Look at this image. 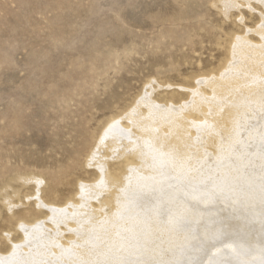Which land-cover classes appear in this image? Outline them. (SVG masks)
Listing matches in <instances>:
<instances>
[{
	"label": "rangeland",
	"instance_id": "rangeland-1",
	"mask_svg": "<svg viewBox=\"0 0 264 264\" xmlns=\"http://www.w3.org/2000/svg\"><path fill=\"white\" fill-rule=\"evenodd\" d=\"M247 44H249L248 47L250 48L247 47ZM238 46L240 47L239 49ZM246 47L250 50L253 47L259 48H253L256 50L254 52V50L249 51ZM260 48L262 50L264 49V5L257 0H237L236 5H233L227 10H225L221 0H0V192L2 193L4 188L5 190L7 189V193L10 195V197H12L11 199H13L12 202L10 199L6 206L0 193V260H2L1 258H3L5 261L9 260L8 262L6 261L7 263L5 264H12L11 261H13V264H24L25 262V264H40L41 260V264H61L62 260L63 264H106L109 261L110 262L108 264H110L111 261H114V264H151V262L153 264L251 263L249 260H251L253 256L251 258L250 256H247L245 252V245L249 241H252V239H259V236L264 233L263 218L260 219L257 217L256 219H253V216H255V214L257 215L258 213L254 214L256 211L254 207L257 205H254L253 199H251L255 196L264 198V195H261L264 193V172L258 175L260 171H264V131L263 134L261 133L264 129V125H262L263 122H260V120L262 121L264 119V97H262L264 96V86H262L264 85V75H262L263 71L257 70L261 68L264 70V67H261L263 65H259L260 63L264 64V62L260 60H264L263 53L260 54V52H264V50L261 51ZM253 52L256 54H253ZM245 53L247 56H245ZM250 53L254 55H252V59L249 58V56H251ZM241 57L245 60L246 64L243 62L244 60L240 61ZM245 57H247V60ZM255 57L260 59L257 60ZM250 60L252 63L253 61L256 63H253V66L256 65L255 67L252 66ZM231 64L233 66L229 67ZM258 65L259 68L257 67ZM248 66L252 68L250 69ZM243 67L244 71L246 72L245 75H242V73H244L243 70V72L240 73V69ZM236 69H239V73L236 72ZM231 70H234L232 72L236 73L233 74ZM249 72L254 74L253 78V75L249 74ZM259 72L262 76L259 74ZM226 75L228 77L233 76L234 80L232 82H236L238 85V88L236 89L237 91H234L235 94L237 93L236 98L234 96L235 94L232 92L233 90H230V93L229 89H227V91L223 92V95L225 94L223 97L222 93L217 92L218 88L222 86L225 79L224 77H226ZM235 75H238L236 77H239L240 75V80H244H241V84H249L248 86H250V91L252 89V84L254 85L256 83L255 85H257L259 89L254 85L252 90L256 88V90H259H257V92L259 94L261 93L260 95L258 93L255 94L257 96L259 95L256 97L259 101L254 99V96H252L253 99L249 100V97H252L251 94H247L250 93L248 92V87L245 84L246 89H243L244 84L241 87L239 84L240 80L239 78L237 80ZM219 76H222V78ZM245 76L246 78L251 76V80L249 78L248 80H245ZM212 83L214 84L212 85ZM198 88H200L199 91ZM261 89L263 90L262 92ZM256 90L253 92L255 93ZM211 91L213 94H215L214 96ZM199 92L202 94H198ZM253 92L251 93L254 94ZM227 93H229V95L226 96ZM243 94L250 96L248 97L245 95L246 97L243 98ZM196 98L197 100L195 101ZM259 98L263 100H260ZM216 99H220L222 105L227 103V106L220 105V101H216ZM241 99H243V101ZM140 100L142 102L139 105L137 103ZM240 100L244 102V105L241 104L242 102H240L241 105L238 104ZM231 101L233 102L231 103ZM249 101L250 103L247 104ZM151 103L154 104L152 105L153 107L151 106ZM214 103H216L217 106ZM253 103H256V105ZM209 104H214L215 107L213 105L211 107ZM237 104L239 105L238 107ZM202 105H204L205 108L202 109ZM183 106H186L188 109ZM229 106L235 108L237 112L243 113L242 115L239 113L241 116L239 114L235 115L236 117L239 115V119H241V121H239V119H237L235 116L232 117L233 119L231 118L232 123L237 121L239 124H241H238V126L236 125L235 127L231 125L227 126L228 128L233 127L231 128L233 131L226 128L224 122H221L223 111H225ZM217 107L218 111L214 109ZM221 107H223V109ZM200 108L202 111H200ZM150 109L151 111H156L160 117H158L156 114L153 116L154 121H148L147 116L153 112H148V114L147 110L149 111ZM164 109H166L167 113H169L168 110H171L170 112L172 115L176 117H181L184 115L183 117L187 116L189 119H192L191 122H188L189 124L187 123L188 126H191V128H189L190 132L188 131L189 134L187 132L188 136L186 137L188 138L187 152L189 153V149H191L190 152L193 154H186L184 155V158L178 149H175L176 147L173 146L174 148L172 150V146H170L171 144H166L165 141H162L161 138L167 136V141L170 143L168 136L169 129L167 130L165 127L167 126L165 125L166 123L163 124L164 126L161 125L163 121L162 115L167 114ZM183 109H186L187 111H185L187 113L190 111L193 116L182 111ZM208 109H210L212 112ZM219 109H222L223 111L221 110L222 112L220 113ZM246 110L247 112H245ZM180 111L185 114L180 113ZM213 111H215V114L220 113V116L217 118L218 115H215ZM131 112L132 116L130 114ZM203 112L206 113L203 114ZM207 112H210L211 115L213 114L212 116H209L211 119L208 118L209 113ZM146 113L147 116L144 115ZM126 114L130 115L127 116ZM165 115L163 116V119L164 117L166 118L168 114L166 116ZM261 115H263V117ZM242 116L247 118H245L243 121L242 119L244 117ZM259 117L260 120H258ZM203 118L205 119L204 124L202 122L204 120ZM214 118L219 120V124L216 125L219 127H216V129L214 125L216 124L215 121H217V119ZM234 119L235 121L233 122ZM211 120L214 122H211ZM158 121H160V123ZM199 121L201 122V126H199V128L192 129L193 126L198 127L200 124ZM207 121L212 123L211 125L214 127V129H212L213 131L215 130L214 133L211 129L212 126H208L210 127L208 130L206 124L210 125V123H207ZM242 121L244 123H240ZM119 124L121 126H119ZM147 124L151 128L148 127ZM223 124L225 126H223ZM158 125L162 126L161 129L164 131V133H162L163 131L160 129V126L158 127ZM203 126L205 132L202 130ZM217 128L219 129L217 130ZM234 128H239V131L237 129L234 130ZM116 129H126L131 136L129 135L128 138H124L123 141L118 140L119 143H117V139L108 137V133L110 131L116 132ZM225 129L229 131L231 130L234 135L228 131L225 134ZM157 131H159V133ZM195 131L198 135L202 133V135L199 136L201 138L203 136V139L205 138L204 140L209 137V141L206 140L208 143L203 139H200V141L199 136H196V140H194L196 135ZM206 132H210L208 136H206ZM239 132H241L242 135H240L241 133ZM158 134L160 137L157 136ZM214 134L219 135L220 140H223L222 142L219 140L220 144L222 143V145H220V152L222 150H229L231 154L227 151L225 154V152L222 151L220 159L215 156L214 152L216 148L214 147L216 146V141L214 143L212 142V145L211 143L208 145L209 142L214 140ZM209 135H211L212 139ZM190 136L194 137L190 139ZM222 136H226L224 137L225 140ZM228 136L231 140L228 138ZM133 137H135V142L132 140L134 139ZM167 137L165 139H167ZM106 138L108 140H106ZM143 139H151V142L147 140L149 143L144 141L146 142L144 144ZM227 140L229 142H227ZM158 141L160 143L162 141L166 145L161 146ZM137 142L139 143L137 144ZM199 142H203L206 145L201 143L202 145L200 148V145L198 144ZM129 143L132 145L134 144L133 146H135V148H133V150L132 148L128 147ZM191 143L193 144L192 146L189 145ZM234 143L237 144L233 146ZM195 145L200 148L202 153H198L193 156L199 150L198 147H195L194 149L193 146ZM157 146H159V148ZM166 146L170 147L172 153L167 152L168 148H166ZM203 146L205 149L202 148ZM160 147H162L163 150H167H164L163 153ZM226 147L228 149H226ZM236 147L237 150H235ZM126 148L129 150L127 151ZM202 149H204V151ZM207 149L213 154H209ZM176 150L178 151L177 153ZM192 150H196L195 153ZM234 150L238 152H235ZM241 150L243 153L245 150L244 155ZM133 151H135L136 155L134 153L131 156ZM173 151L174 154L176 153V155L173 154ZM233 151L237 155H235ZM166 152L171 153L168 154L170 155L169 157L167 154H165ZM142 153L144 157L142 156ZM146 153L147 155L149 154L150 157L149 155L147 156ZM162 153L165 156H162ZM126 154H130V156ZM133 155H135V158ZM140 156L143 159H140ZM198 156L200 157L198 158ZM162 157L164 160H169L171 157L173 161L170 160L169 164H167L168 161L162 160ZM178 157L181 159L179 160ZM213 157L214 159L217 158V161L214 160ZM203 158H205V160ZM231 158L232 164H230L231 161H229ZM237 158H240V160L242 158V163ZM153 160L155 162H153ZM174 160H176L175 167H173L174 165L172 164L174 163ZM182 160L186 162H183ZM246 160H248V162ZM163 161L167 165H165ZM207 161H209V163ZM213 161H215L214 166ZM220 161L224 162L221 163ZM233 161H237L238 164H236L237 162L234 163ZM245 161L247 163L246 165L244 164ZM182 162L185 164L187 163V166L185 165V169H188V167L190 168V166L192 169L195 167V175L198 173L196 172V169H199L198 175H194L195 177L192 176L194 172L191 171V176L187 175L188 179H186V175L185 177L180 176L185 170H183L184 164ZM210 162L212 163V167H216L219 163L221 164L217 166V168H209ZM177 163L178 165L179 163L181 165L179 168L177 167ZM198 163L200 166L201 163L208 164V166L203 164V166H201L202 168L199 166L201 170L203 169V172H201L200 168L197 167ZM100 164H104L103 167ZM229 164L231 165V168L228 166ZM130 165L131 168L133 167L135 170H133V168L129 169ZM161 165H163L165 168L162 166V169ZM223 165H225L224 167L226 168L228 167L229 170L224 169ZM240 166L242 170L239 168ZM168 167L174 170L176 174L171 172L172 170L170 171ZM233 168L237 169V173L235 172V169L230 170ZM222 169H224V171L220 173ZM138 170H141V174H139L140 172ZM150 170H152L151 173ZM253 171L258 173L254 174ZM108 172L110 173L108 174ZM130 172L132 174H130ZM143 172H145L147 175ZM158 172L161 174H158L157 176L156 173ZM135 173L138 177H150V179L153 180L155 177V179L159 177H165L164 179L169 182L174 179H178L176 181L174 180L175 183L173 182L175 187L177 185L180 186V184L176 183L177 181L179 183L181 179L182 181L188 180L189 183L191 181L192 188L185 186L184 183L183 185L181 184V188L183 187L184 190H181V188L178 190L179 187L177 186L176 188H173L174 186L171 182L172 186L169 187L171 194H167L164 191L156 192L154 194L156 195L161 193L160 195H163L159 205L162 204L163 200H166L164 202L165 204H169L171 202V197H173V199L176 201L183 202L184 200L183 204L185 205H188L190 202L192 203V201L195 199L198 200L199 205L201 206L199 209H197L199 210V214H197V210L195 211V216L200 215L199 219L201 220V223L205 221V223H203L204 228L202 229V232L198 230L196 232V230H193V228L189 227L188 229L190 231L192 230V233H190L193 236L191 241L189 243L185 242L184 244L180 243L181 245L179 246L175 245L170 247V251H172V253L169 251V254L166 253L168 249H163L164 251L160 249L162 252L159 250V248L163 247L162 244H165L163 241L157 240L155 244L152 242V244L155 246V248L152 249L154 251L157 250L156 252L158 253L155 254H160L161 257L158 256V259H152L147 257L148 254L145 256L143 253L146 252L145 245L148 244L147 240H149V242L152 241L149 238V232H147V230L154 228L152 222H150L151 220L148 221L147 218L145 220L136 219L137 216L139 217L138 213H141L139 208L143 209L140 205L134 206H137L135 211L129 210L130 213L133 211L132 216L137 213L136 217L134 216V218L131 215H127L128 217H132L131 220L127 217L130 221L127 218L126 220H120L121 218L119 219V217L124 212H117V208L119 209L121 202L120 200L122 198L121 187H123V185L127 183V180H130L131 177H137ZM29 174H35L39 178L43 179V181L40 179L38 180L39 182L32 180L29 182H24L21 179H18V177L21 175ZM152 176L154 177L152 178ZM110 178L113 179L110 181ZM196 179H199V181ZM112 181L114 184L117 181V185L115 184V187L113 186ZM156 181L160 182L161 178L157 179ZM120 182L122 183L120 184ZM102 183L103 185H100ZM184 187L187 188L185 189ZM2 188L3 190H1ZM114 188L116 190H121L116 191ZM188 189L189 192L187 193L186 191ZM113 191L116 192L113 193ZM224 191L226 193L228 192V194H226ZM249 191H251L249 194L251 196L250 200L252 201L249 200V194L247 193ZM93 192L94 194L92 195ZM106 192L108 193L106 194ZM252 192L254 194H252ZM235 194H237L238 197L235 196ZM191 196L193 197L190 198ZM235 197L237 198L234 199ZM79 198L82 201H80ZM224 198H227L228 200H224L227 201L224 203V205L231 207L232 210L235 209L233 210V214L235 215L238 213L235 217H240L245 222L244 227H248L250 230L243 231V227H240L238 232L237 227L231 225L230 222L225 225L223 224L222 226V222H226L217 218L221 210L220 208H216V204L222 202L220 199ZM238 198H240L239 201L241 202L238 201L237 203ZM105 199L107 201H105ZM155 200L159 202L158 199ZM263 200L264 199L261 200L260 206L264 205ZM88 202H92L91 204L93 207ZM106 202H108V204H105ZM203 202H205V204ZM240 203H243L241 204L242 207L238 206ZM74 204L76 207L73 206ZM78 206L82 210H80ZM185 207L190 208L189 205ZM99 208L103 211L99 210ZM104 208H106V211ZM137 208L139 211H137ZM67 209H70V211ZM87 209L89 212L93 211L94 209L93 214L92 212L89 213L91 214L89 216L91 217L90 222L92 223H88V219L85 218L88 214L85 213L88 212ZM90 209L92 210L90 211ZM95 209H97V213L95 212ZM114 209L117 211L115 212ZM144 209L146 211V208ZM185 209L186 208H182V211L180 212L183 214ZM66 210L70 213L68 214ZM55 211L58 212L56 213ZM107 213H109V215ZM126 213L128 214V212ZM246 213L249 214V216L252 214L254 215H252L250 218ZM262 213L263 212H261V214ZM185 214L188 215L187 212L184 213V216ZM70 216L74 217L75 219L73 220L72 218L71 221ZM97 216H100L101 218H96ZM168 216L171 217L172 215ZM184 216H178L177 218L180 217L179 220L176 218L175 222L178 223L179 221V223L175 226L176 228H178L177 226L182 223L185 225L189 224L193 227L196 226L194 224V220H192L190 216H187L189 219ZM56 218H58V220ZM143 218L145 217L143 216ZM183 219H185V222H183ZM245 219H247V221H245ZM100 222L103 223L101 224ZM148 222H150L152 226H150ZM141 223H143V227L141 226ZM37 224L40 225L38 226ZM66 225L67 227H65ZM91 225L94 226L91 227ZM74 226L76 228H74ZM25 227L28 228L26 229ZM90 227L93 229V231L88 233L89 230H91ZM95 227L98 229L97 232H101H94L96 231ZM134 227L136 228L134 229ZM161 227L162 225L160 224V226L158 225V227L155 229L163 230V227ZM41 228H43L42 230L44 232L40 231ZM72 228L75 229V232L71 230ZM80 228L82 229V233ZM137 228H142L141 231H143L140 233V230ZM56 229L57 231H55ZM78 229L79 233L76 231ZM83 229L88 231L85 232ZM33 231L34 233H32ZM37 233L40 237H38ZM41 234H44V236H41ZM76 234L80 237V239H78L79 242L81 237L84 236L83 239L85 241L81 240L80 243L83 245V247L88 248H86V251L91 252V255L88 252L86 254L82 253L85 255L83 258L82 254L79 253V251L82 250L81 248H83L82 245L79 244V246L77 244H72V241L79 238L76 236ZM122 235L125 236V238ZM131 235L133 238L130 237ZM86 236L88 237L86 238ZM89 236L92 237L89 238ZM188 236L191 237V235ZM49 237L50 239H48ZM95 237L97 240L94 239ZM52 238H56L57 240L52 241ZM92 238L94 239L93 242ZM102 238L106 239L104 240ZM98 239L100 240L98 241ZM82 241H84V243H82ZM96 241H98V243H96ZM126 241H128V245ZM141 241H143L144 247L142 246ZM194 241L196 242L194 243ZM49 242V249L52 247L51 249H53V251L48 249ZM137 242L141 243L139 244L141 245L140 247ZM22 244L24 246H22ZM26 244L28 246H26ZM97 244L99 246H97ZM70 245H73L72 248L75 249L77 253H70L72 252L70 249L69 251L64 252L65 254H60V257L58 254H52L54 253V249L55 251L57 250L56 252H58L59 248L61 249L63 246L70 247ZM25 246L29 247V250ZM42 247L45 248V250ZM36 248H38L39 251L36 250ZM77 248L80 249L77 250ZM85 248H83V250ZM40 249L42 252H40ZM133 249H140L141 251L138 250L137 252ZM43 250L45 251L44 253H47L48 255L51 253V257L47 254L44 255ZM47 250L49 251L47 252ZM100 250L101 252H104L103 255H100ZM35 251L39 252V254ZM109 251L112 252L110 253ZM133 251L136 252L135 255L132 254ZM129 252L132 253L129 254ZM113 253H115V255L111 256ZM108 254L110 255L111 259L109 256L108 259H106ZM73 255L75 260L72 258ZM86 255H88L89 258L88 256L86 257ZM96 255H98L100 258ZM12 256L15 257L13 258ZM170 256L171 258H168ZM21 258H25L27 261L25 260L23 263L19 262ZM35 258L38 260V262ZM72 259L75 262H73ZM83 259L85 261H83ZM44 260H47L48 263H46L47 261ZM67 260H69V262ZM102 260H105V262Z\"/></svg>",
	"mask_w": 264,
	"mask_h": 264
},
{
	"label": "bare ground",
	"instance_id": "bare-ground-1",
	"mask_svg": "<svg viewBox=\"0 0 264 264\" xmlns=\"http://www.w3.org/2000/svg\"><path fill=\"white\" fill-rule=\"evenodd\" d=\"M240 1H241V0H240ZM246 1H247V0H246ZM257 1L264 5V0H257ZM221 2H222V4H223L225 10H227V9H229L230 7H232L233 5H236L237 0H221ZM228 11H229V10H228ZM258 31H259V30H258ZM246 36H247V35H246ZM248 45H249V44H247V47H248ZM240 46H241V45H240ZM245 46H246V45H245ZM250 46H253V45H250ZM258 46H259V45H258ZM260 46H261V45H260ZM247 47H246V48H247ZM239 48H240V47L238 46V49H239ZM246 48H245V49H246ZM248 48H250V47H248ZM248 48H247V49H248ZM253 48H255V47H253ZM253 48L251 49L252 51L254 50ZM256 48H259V47H256ZM256 48H255V49H256ZM262 48H263V46H262ZM236 49H237V47H236ZM243 49H244V48H243ZM248 50L251 51L250 49H248ZM257 50H258V49H257ZM260 50L263 51L264 49L262 50V49L260 48ZM260 50H259V51H260ZM236 51H237V50H236ZM239 51H240V50H239ZM244 51H245V50H244ZM244 51H243V52H244ZM255 51H256V50H254V52H255ZM254 52H253V54H256V53H254ZM233 53H234V52H233ZM248 53H249V52H248ZM261 53H263V55H264V52H260V54H261ZM250 54H251V56H249V58L252 59V55H253V54H252V53H250ZM258 54H259V52H258ZM243 55H244V54H243ZM248 55H249V54H248ZM245 56H247L246 53H245ZM253 56H254V55H253ZM257 56H258V55H257ZM259 56H260V55H259ZM242 57H243V56H242ZM242 57L240 58V59H241L240 61L244 60V59H242ZM260 57H261V56H260ZM262 57H263V56H262ZM243 58H244V57H243ZM245 58H246V60H247V57H245ZM255 58H257V57H255ZM255 58H254V59H255ZM254 59H253V60H254ZM258 59H260V58H257V60H258ZM238 60H239V59H238ZM238 60H237V61H238ZM248 60H249V59H248ZM260 60H262V61L264 62L263 59H260ZM255 61H256V60H255ZM243 62L245 63V60H244ZM250 62L252 63L251 60H250ZM256 62H258V61H256ZM259 62H261V61H259ZM230 63H231V62H230ZM240 63H241V62H240ZM247 63H248V61H247ZM253 63H254V61H253ZM253 63H252V66H253L254 64H256V63H254V64H253ZM245 64H246V63H245ZM245 64H242V65H245ZM249 64H250V63H249ZM249 64H248V65H249ZM258 64H259V63H258ZM259 65H260V66L263 65V66H261V67H264V64H261V63H260ZM259 65L257 66L258 68H259ZM227 66H229V65H227ZM232 66H233V65L231 64V66H229V67H232ZM234 66H235V65H234ZM255 66H256V65H255ZM255 66H253V67H255ZM248 67H249V66H248ZM238 68H239V67H238ZM249 68H250V67H249ZM251 68H252V67H251ZM251 68H250V69H251ZM250 69H249V71H250ZM262 69H263V68H261V69H257V70H258V71L261 70V71L264 72V70H262ZM228 70H229V69H228ZM236 70H237V69H236ZM236 70H235V71H236ZM238 70H239V69H238ZM238 70H237L236 72L239 73ZM242 70L244 71V67H243L242 69H240V71H241L240 73L243 72ZM245 70H246V69H245ZM254 70H256V69H254ZM254 70H253V71H254ZM229 71H230V70H229ZM232 71H234V70H231V72H232ZM246 71H247V70H246ZM258 71H257V72H258ZM221 72H222V71H221ZM236 72H234V73H236ZM257 72H256V73H257ZM263 72H262V75H264ZM232 73H233V72H232ZM234 73H233V74H234ZM253 73H255V72H253ZM245 74H246V72L244 71V73H242V75H245ZM249 74H252V73L249 72ZM249 74H248V75H249ZM259 74H260V72H259ZM220 75H221V74H220ZM240 75H241V74H240ZM240 75H239V77H240ZM242 75H241V76H242ZM252 75H253V76H252V78H253V77H254V74H252ZM260 75H261V74H260ZM262 75H261V76H262ZM213 76H214V75H213ZM224 76H225V75H224ZM236 76H238V75H235V77H236ZM255 76H257V75H255ZM258 76H259V75H258ZM215 77H217V76H215ZM215 77H214V79H215ZM219 77L222 78V76H219ZM231 77H233V76H231ZM231 77H230V76L228 77V76L226 75V77H224L225 79H224V81H223L222 86H221L220 88H218V90L216 89L218 93H222V97L225 96V94L223 95V92L227 91V89H229V91H230V90H231V91L233 90L232 92L234 93V91L238 88L237 83H236V82H232V81L234 80V77H233V78H231ZM239 77H236L237 80H238ZM259 77H260V76H259ZM208 78H209V77H208ZM236 78H235V79H236ZM242 78H243V77H242ZM245 78H246V76H245ZM248 78L250 79L251 76L248 77ZM248 78H246L245 80H248ZM243 79H244V78H243ZM258 79H259V78H258ZM210 80H211V79H210ZM237 80H235V81H237ZM239 80H240V78H239ZM241 80H242V79H241ZM241 80L239 81V82H240L239 84L241 85V87H242L243 84H244L243 89H244V88L246 89V86H247V87H248V92H250V93H247V94H251V97L254 96V99L257 100L258 98H256V97H258L261 93L259 94V93L257 92V90H258L259 88L257 87V85H255L256 83H255L254 85H255V87L258 88V89L256 90V88H255L254 90H252V89H253V86H254V85L252 84V86H251L252 89H251V91H250V90H249L250 86H248L249 84H248V83H247V84H246V83H242V84H241ZM250 80H251V79H250ZM250 80H249V81H250ZM261 80H262V79H261ZM202 81H203V80H202ZM205 81H206V80H205ZM213 81L216 82L215 80H213ZM217 81H218V79H217ZM220 81H221V80H220ZM242 81H244V80H242ZM252 81H253V80H252ZM252 81H251V82H252ZM263 81H264V80H263ZM263 81H261V82H263ZM207 82H208V81H207ZM221 82H222V81H221ZM251 82H250V84H251ZM258 82H260V81H258ZM196 83H197V82H196ZM200 83H201V82H200ZM219 83H220V82H219ZM230 83H231V84H230ZM252 83H253V82H252ZM209 84H210V83H209ZM209 84H208V85H209ZM213 84H214V83H212V85H213ZM234 84H235V85H234ZM245 84H246V86H245ZM232 85H233V87H232ZM260 85H261V83H260ZM260 85H259V87H260ZM206 86H207V84H206ZM262 86H264V85H262ZM208 87H210V86H208ZM217 87H218V86H217ZM260 88H261V87H260ZM263 88H264V87H263ZM263 88H262V89H263ZM210 89H211V88H210ZM239 89H240V88H239ZM262 89H261V92L263 91ZM199 90H200V88H198V91H199ZM202 90H203V89H202ZM255 90H256V92L254 93L253 91H255ZM212 91H213V90H212ZM212 91H211V92H212ZM231 91H230V93H231ZM236 91H237V90H236ZM245 91H246V90H245ZM258 91H259V90H258ZM195 92H197V91H195ZM243 92H244V91H243ZM246 92H247V91H246ZM251 92H253L254 94H252ZM200 93H201V92H199L198 94H200ZM256 93H258L259 95H258V96L255 95ZM201 94H202V93H201ZM201 94H200V95H201ZM205 94H206V93H205ZM205 94H203V95H205ZM212 94H213V92H212ZM234 94H235V93H234ZM236 94H237V93H236ZM236 94L234 95L235 98H236ZM263 94H264V91H263ZM206 95H207V94H206ZM206 95H205V96H206ZM214 95H215V94H213V96H214ZM216 95H217V94H216ZM227 95H229V93H227L226 96H227ZM243 95H244L243 98L246 97V96H248V95H246V94H243ZM245 95H246V96H245ZM205 96H203V97H205ZM208 96H210V95H208ZM249 96H250V95H249ZM249 96H248V97H249ZM195 97H196V96H195ZM222 97H221V98H222ZM232 97H233V96H232ZM260 97H261V96H260ZM262 97H264V96H262ZM192 98H193V97H192ZM219 98H220V97H219ZM241 98H242V97H241ZM204 99H205V98H204ZM212 99H213V98H212ZM245 99H246V98H245ZM250 99H253V97H252V98L249 97V100H250ZM259 99H260V98H259ZM263 99H264V98H263ZM263 99H260V100H263ZM141 100H142V99H141ZM141 100H140L137 104L140 105L141 102H142ZM152 100H153V99H152ZM190 100H191V99H190ZM196 100H197V98L195 99V101H196ZM206 100H207V99H206ZM213 100H214V99H213ZM217 100H218V99H216V101H217ZM232 100H233V99H232ZM241 100L243 101V99H241ZM241 100H240L239 103H238L239 105H241V104L244 103V102H242ZM218 101H220V99H219ZM222 101H223V100H222ZM257 101H259V100H257ZM151 102H152V101H151ZM208 102H209V101H208ZM212 102H213V101H212ZM214 102H215V101H214ZM228 102H229V101H228ZM232 102H233V101H231V103H232ZM240 102H242V103L240 104ZM252 102H253V101H252ZM148 103H149V102H148ZM152 103H153V102H152ZM152 103H151V106L154 105V104H152ZM156 103H157V102H156ZM205 103H206V102H205ZM218 103H219V102H218ZM220 103H221V101H220ZM224 103H225V102H224ZM249 103H250V101H249L247 104H249ZM159 104H160V103H159ZM188 104H189V103H188ZM214 104L216 105V103H214ZM214 104H212V105L214 106ZM226 104H227V103H226ZM226 104H224V105H226ZM238 104H237V107L239 106ZM253 104H254V103H253ZM258 104H259V102H258ZM263 104H264V103H263ZM139 105H138V106H139ZM169 105H170V104H169ZM180 105H181V104H180ZM180 105H179V106H180ZM186 105H187V104H186ZM205 105H206V104H205ZM209 105H210V104H209ZM209 105H208V106H209ZM212 105H210V106L212 107ZM220 105H222V103H221ZM224 105H222V106H224ZM231 105H232V104H231ZM243 105H244V104H243ZM254 105H256V103H255ZM147 106H148V105H147ZM187 106H188V105H187ZM189 106H190V105H189ZM193 106H194V104H193ZM202 106H203V107H202ZM202 106H201L202 109L205 108L204 105H202ZM208 106H206V107H208ZM210 106H209V107H210ZM216 106H217V105H216ZM218 106H219V105H218ZM226 106H227V105H226ZM152 107H153V106H152ZM166 107H167V106H166ZM183 107L186 108V106H183ZM183 107H182V108H183ZM211 107H210V108H211ZM214 107H215V106H214ZM242 107H243V106H242ZM140 108H141V107H140ZM147 108H148V107H147ZM169 108H170V107H169ZM193 108H194V107H193ZM201 108H200V111H202ZM221 108L223 109V107H221ZM239 108H241V107H239ZM151 109H152V108H151ZM151 109H150L149 111L147 110V113H148V112L150 113V112L153 111L151 114L148 113V114H149L148 116H147V113L144 114V115L147 116V120H148V121H154V117H153V116H155V115L157 114L156 111H154V110L151 111ZM171 109H172V108H171ZM186 109H188V108H186ZM186 109H185V110H186ZM189 109H190V107H189ZM191 109H192V106H191ZM212 109H213V108H212ZM214 109H216V111H218V110H217L218 107H217V108H214ZM222 109H219V110H220V113L223 111ZM234 109H235V108L229 106L225 111H223V115H222V117H221V122H224V124L226 125V128H228L227 126H229V125L235 127L236 125L238 126V124H239L237 121L234 122L235 119L233 120L234 123H232L231 118H232L233 116H235L236 114H239V113H240V112H237L236 109H235V110H234ZM244 109H245V108H244ZM164 110L166 111V109H164ZM167 110H168V109H167ZM174 110H177V109H174ZM180 110H181V109H180ZM185 110L183 109L182 111L186 112L187 110H186V111H185ZM208 110H210V109H208ZM221 110H222V111H221ZM238 110H239V109H238ZM248 110H249V109H248ZM139 111H141V110H139ZM159 111H161V110H159ZM165 111H163V112H165ZM170 111H171V110H168L169 113H167V111H166V113L168 114V115L166 114V115H167L166 118L164 117V119H163V116H164L165 114L162 115V120H163L164 122L162 121V124H161V125H163L164 123H166L165 125H167V126H165V127L167 128V130L169 129L168 136H169L170 143L167 141V140H168V137H167V136H166L167 139H165V138H166L165 136H164L165 138L162 136L165 140H164L163 138H161V139H162V141H165L166 144H167V143H168V144H171L170 146H172V150H173L174 147H176L175 149H178V151H179V152L181 153V155L184 157V155L189 154V153H192V152H190L191 149H189V150H190L189 153L187 152V150H188V149H187V145H188V144H187V143H188L187 141H188V138L186 137V136H188V135H187V132L189 131V128H191V126H188V124H189L188 122H189V121L191 122L192 119H189L187 116H186V117H183L184 115L181 116V117H176V116L172 115V113H171ZM210 111H211V110H210ZM235 111H236V113H235ZM141 112H142V111H141ZM188 112H189V113L186 112L188 115H192L190 111H188ZM211 112H212V111H211ZM214 112H215V111H213V113H214ZM243 112H244V110H243ZM245 112H247V110H246ZM248 112H249V111H248ZM127 113H128V112H127ZM136 113H137V112H136ZM143 113H144V112H143ZM180 113H183V112L180 111ZM205 113H206V112H205ZM205 113L203 112V114H205ZM207 113H209V115H208V118H209V116L211 115V113H210V112H207ZM220 113H216V114L218 115L217 118L220 116V115H219ZM130 114H131V116H132V112H131ZM130 114H128V115L126 114V115L129 116ZM138 114H139V113H138ZM183 114H185V113H183ZM199 114H200V112H199ZM214 114H215V113H214ZM216 114H215V115H216ZM240 114L242 115L243 113L241 112ZM240 114H239V115H240ZM244 114H245V113H244ZM246 114H247V113H246ZM248 114H249V113H248ZM144 115H143V116H144ZM166 115H165V116H166ZM180 115H181V114H180ZM180 115H179V116H180ZM206 115H207V114H206ZM212 115H213V114H212ZM212 115H211V116H212ZM215 115H214V117H215ZM239 115H238V117H236V116H235V117H236L237 119H239V117L241 116V115H240V116H239ZM249 115H250V114H249ZM157 116L160 117L159 114H157ZM192 116H193V115H192ZM203 116H205V115H203ZM203 116H202V117H203ZM245 116H247V115H245ZM245 116H242V117H244V118L242 119L243 121H244L245 118L248 117V116H247V117H245ZM261 116L263 117V115H261ZM127 118H128V117H127ZM206 118H207V117H206ZM208 118H207V119H208ZM217 118H214V119H217ZM249 118H250V117H249ZM263 118H264V117H263ZM158 119H159V118H158ZM203 119H204V118H203ZM207 119H206V120H207ZM209 119H211V118H209ZM209 119H208V120H209ZM232 119H233V118H232ZM130 120H131V118H130ZM212 120H213V118H212ZM212 120H211V122H214V121H212ZM258 120H260V117H259ZM160 121H161V119H160ZM160 121H158V122L160 123ZM204 121H205V119L202 121L203 124H204ZM218 121H219L218 119H217V121H215V123H216V124L214 125L215 129H216V127H219V126H216L217 124H219ZM239 121H241V119H239ZM243 121L240 122V123H244ZM132 122H133V121H132ZM194 122H195V121H194ZM199 122H200V121H199ZM211 122H210V121H207V123H210V125H208V124H206V123H205V124H206L207 127H208V126H212L211 129H212V128L214 129L213 125H211V124H212ZM260 122H263L262 125H264V119H263L262 121L260 120ZM187 123H188V124H187ZM196 123H197V122H196ZM111 124H112V123H111ZM131 124H132V123H131ZM133 124H134V123H133ZM190 124H191V123H190ZM198 124H199V123H198ZM224 124H223V126H225ZM232 124H233V125H232ZM141 125H143V124H141ZM161 125H158V127L160 126V129H161V127H162ZM239 125H241V124H239ZM244 125H245V124H244ZM119 126H121V125L119 124ZM147 126H148V124H147ZM163 126H164V125H163ZM192 126H193V125H192ZM199 126H201V122H200V124L198 125V127H194V126H193L192 129H193V128H195V129H196V128H199ZM206 126H205V127H206ZM148 127H150V126H148ZM152 127H153V126H152ZM233 127H231V128H233ZM125 128H126V127H125ZM131 128H132V127H131ZM140 128H141V127H140ZM150 128H151V127H150ZM200 128H202V127H200ZM224 128H225V127H224ZM231 128H228V129H231ZM239 128H240V126H239ZM239 128H234V130L237 129V130L239 131ZM117 129H118V128H117ZM117 129H116V132H114V131H110V132L108 133V137L117 139V143H119L118 140H119V141H123L124 138H128V136L130 135V134L127 132L126 129H123V130H117ZM121 129H122V128H121ZM134 129H135V128H134ZM146 129H148V128H146ZM158 129H159V128H158ZM205 129H206V128H205ZM209 129H210V127H208V130H209ZM213 129H212V132L214 133L215 130L213 131ZM218 129H219V128H217V130H218ZM112 130H114V129H112ZM142 130H143V129H142ZM151 130H154V129H151ZM161 130H162V129H161ZM161 130H159V131H161ZM197 130H198V129H197ZM202 130L205 132V130H204V126H203ZM202 130H201V131H202ZM217 130H216V132H217ZM231 130L233 131V129H231ZM231 130L229 131V130H226V129H225L224 132H225V134H226L227 131L230 132V133H232ZM237 130H236V132H237ZM106 131H107V130H106ZM118 131H119V132H118ZM146 131H147V130H146ZM159 131H157V132L159 133ZM162 131H163V130H162ZM206 131H207V129H206ZM210 131H211V130H210ZM263 131H264V129H263L262 132H261L262 134H263ZM140 132H141V131H140ZM140 132H139V133H140ZM189 132H190V131H189ZM189 132H188V134H189ZM191 132H192V131H191ZM195 132H196V131H195ZM204 132H203V133H204ZM212 132H211V134H212ZM105 133H106V132H105ZM111 133H112V134H111ZM160 133H161V132H160ZM162 133H164V131H163ZM200 133H201V132H200ZM206 133H207V132H206ZM209 133H210V132H208L207 135H206V134H204V135L208 136ZM237 133H238V132H237ZM239 133H241V132H239ZM166 134H167V133H166ZM217 134H218V133H217ZM160 135H161V134H160ZM163 135H164V134H163ZM191 135H192V134H191ZM199 135L201 136L202 133L199 134ZM199 135H198L197 132H196L195 137L193 136V137H194V140H196V136H199ZM215 135H216V134L213 135V136L215 137V138L213 137L214 140H212L211 142H209L208 145H210V143H211V145H212V142L214 143V142L216 141V143H215L216 146H215V147L213 146L214 148H216V150H215L214 153H215V156H216L217 158L220 159V158H221V152L223 151V150L221 149L222 151L220 152V145H222V143L220 144V142H222L223 140H220L219 135H216V136H215ZM232 135H234V133H232ZM237 135H238V134H237ZM240 135H242V133H241ZM244 135H245V134H244ZM130 136H131V135H130ZM132 136H133V135H132ZM144 136H145V135H144ZM157 136H159V134H158ZM200 136H199V140H200V139H203V136H202V138H201ZM209 136L211 137V135H209ZM138 137H139V136H138ZM146 137H147V136H146ZM159 137H160V136H159ZM159 137H158V138H159ZM190 137H191V136H190ZM193 137H191L190 139H192ZM222 137H223V136H222ZM224 137H226V136H224ZM224 137H223V139H224ZM242 137H243V136H242ZM263 137H264V134H263ZM130 138H131V137H130ZM130 138H129V140H130ZM133 138H134V139H132V140H134V142H135V137H133ZM186 138H187V139H186ZM228 138L230 139L229 136H228ZM245 138H246V137H245ZM151 139H152V138H151ZM151 139H150V140H151ZM204 139H205V138H204ZM204 139H203V140H204ZM208 139H209V137L206 138V140H208ZM211 139H212V137H211ZM236 139H237V138H236ZM263 139H264V138H263ZM101 140H102V139H101ZM106 140H108V139L106 138ZM147 140H148V139H147ZM147 140H146V139H145V140L143 139V142H144V141H147ZM150 140H148V141H150ZM157 140H158V139H157ZM206 140H204V141H206ZM219 140H220V142H219ZM224 140H225V139H224ZM230 140H231V139H230ZM238 140H239V139H238ZM148 141H147V142H148ZM159 141H160V140H159ZM159 141H158V143H160ZM162 141H161L160 145H161V146L166 145V144H164ZM171 141H172V142H171ZM191 141H193V140H191ZM197 141H198V138H197ZM197 141H196V143H197ZM200 141H201V140H200ZM204 141H203V142H204ZM208 141H209V140H208ZM101 142H102V141H101ZM126 142H127V141H126ZM150 142H151V141H150ZM152 142H153V141H152ZM193 142H195V141H193ZM193 142H192V143H193ZM203 142H201V143H203ZM206 142H207V141H206ZM227 142H229V141L227 140ZM237 142H238V141H237ZM138 143H139V142H137V144H138ZM145 143H146V142H144V144H145ZM148 143H149V142H148ZM158 143H157V144H158ZM162 143H163V145H162ZM192 143L189 144V145L192 146V145H193ZM201 143H200V142L198 143V144L200 145V148H201V145H202ZM207 143H208V142H207ZM152 144H153V143H152ZM152 144H151V145H152ZM203 144H204V143H203ZM215 144H214V145H215ZM235 144H237V143H234L233 146H234ZM99 145H100V144H99ZM117 145H118V144H117ZM123 145H124V144H123ZM133 145H134V144H133ZM133 145H132L131 143H129L128 147H129V148H132V150H133V148H135V146H133ZM147 145H148V144H147ZM147 145H146V146H147ZM158 145H159V144H158ZM204 145H206V144H204ZM111 146H112V145H111ZM118 146H119V145H118ZM120 146H122V145H120ZM173 146H174V147H173ZM231 146H232V145H231ZM114 147H115V146H114ZM136 147H138V146H136ZM144 147H145V146H144ZM148 147H149V146H148ZM157 147L159 148V146H157ZM193 147H194V149H195V147H198V146L195 145V146H193ZM211 147H212V146H211ZM222 147H223V146H222ZM229 147H230V145H229ZM110 148H111V147H110ZM115 148H116V147H115ZM124 148H125V147H124ZM146 148H147V147H146ZM149 148H151V147H149ZM160 148L162 149V150L160 149L162 152L165 150V149L163 150L162 147H160ZM166 148H168V150L166 149L167 152H171V153H172V150L170 149V147L166 146ZM188 148H189V146H188ZM190 148H191V147H190ZM198 148H199V147H198ZM200 148H199V150H198L197 153H195L196 150H194V151L192 150V151L195 153L193 156H195V155L198 154V153H200V154L202 153V151H200ZM202 148H204V146H203ZM232 148H234V147H232ZM232 148H231V149H232ZM121 149H122V148H121ZM126 149H127V148H126ZM140 149H141V148H140ZM144 149H145V148H144ZM175 149H174V151H175ZM204 149H205V148H204ZM204 149H202V150L204 151ZM224 149H225V146H224ZM226 149H228V148L226 147ZM241 149H242V148H241ZM128 150H129V149H127V151H128ZM157 150H158V149H157ZM166 150H165V151H166ZM170 150H171V151H170ZM207 150H208V149H207ZM235 150H237V147L235 148ZM235 150H234V151H235ZM238 150H239V149H238ZM245 150H246V149H245ZM245 150H244V153H245ZM122 151H123V150H122ZM122 151H120V152H122ZM127 151H126V152H127ZM135 151H136V150H135ZM135 151H133V152L131 153V156H132V154L135 153ZM144 151H145V150H144ZM174 151H173V154H174ZM178 151L176 150V153H177ZM208 151H209V150H208ZM213 151H214V150H213ZM226 151L230 153L229 150H225V151H223V152H225V154H226ZM234 151H233V152H234ZM117 152H118V151H117ZM138 152H139V151H138ZM141 152H142V151H141ZM157 152H158V151H157ZM157 152H156V153H157ZM167 152H166L165 154H167V155H168V154H171V153H167ZM205 152H206V151H205ZM211 152H212V151H211ZM235 152H238V151H235ZM235 152H234V153H235ZM241 152L243 153L242 150H241ZM255 152H256V151H255ZM255 152H254V153H255ZM139 153H140V152H139ZM149 153H151V152H149ZM163 153H164V152H163ZM163 153H162V156L164 155ZM176 153H175L174 155H176ZM203 153H204V152H203ZM206 153H207V152H206ZM208 153H209V154H213V153H210V151H209ZM244 153H243V155H244ZM252 153H253V152H252ZM178 154H179V153H178ZM192 154H193V153H192ZM192 154H191V156H192ZM223 154H224V153H223ZM230 154H231V153H230ZM105 155H107V154H105ZM126 155L130 156V154H126ZM126 155H125V156H126ZM135 155H136V153H135ZM135 155H133L134 158H135ZM139 155H140V154H139ZM139 155H138V156H139ZM146 155H147V153H146ZM148 155H149V154H148ZM148 155H147V156H148ZM203 155H204V154H203ZM205 155L208 156L207 154H205ZM227 155H228V154H227ZM235 155H237V154L235 153ZM235 155H234V156H235ZM125 156H124V157H125ZM142 156H143V153H142ZM152 156H153V155H152ZM164 156H165V155H164ZM169 156H170V155H168V157H169ZM171 156H172V155H171ZM179 156H180V155H179ZM193 156H192V157H193ZM200 156H201V155H200ZM200 156H198V158H199ZM211 156H212V155H211ZM213 156H214V155H213ZM234 156H233V157H234ZM111 157H112V156H111ZM140 157H141V156H140ZM143 157H144V156H143ZM149 157H150V155H149ZM149 157H148V158H149ZM187 157H188V155H187ZM187 157H186V159H187ZM231 157H232V156H231ZM235 157H236V156H235ZM238 157H239V156H238ZM104 158H105V156H104ZM134 158H132V159H134ZM151 158H152V157H151ZM165 158H166V157H165ZM170 158H171V157H170ZM170 158H169V160H166V159L164 160L163 157H162L161 159L164 160V161H168L167 164H169V161L172 160V158H171V159H170ZM173 158H174V156H173ZM184 158H185V157H184ZM184 158H183V159H184ZM190 158H191V157H190ZM190 158H189V159H190ZM201 158H202V157H201ZM201 158H200V159H201ZM217 158L214 159V157H213V159L216 160V161H217ZM223 158H224V156H223ZM243 158H244V157H243ZM100 159H101V158H100ZM136 159H139V158H136ZM140 159H143V158L141 157ZM145 159H146V158H145ZM153 159H154V158H153ZM167 159H168V158H167ZM175 159H176V157H175ZM178 159H179V157H178ZM180 159H181V158H180ZM180 159H179V160H180ZM203 159L205 160V158H203ZM206 159H208V158H206ZM209 159H210V158H209ZM213 159H211V160H213ZM235 159H236V158H235ZM237 159L240 160V158H237ZM248 159H249V158H248ZM94 160H95V157H94ZM96 160H97V159H96ZM149 160H150V159H149ZM154 160H155V159H154ZM154 160H153V162H155ZM179 160H178V162H179ZM190 160H191V159H190ZM198 160H199V159H198ZM233 160H234V159H233ZM103 161H104V160H103ZM137 161H138V160H137ZM143 161H144V160H143ZM146 161H147V160H146ZM164 161H163V162H164ZM172 161H173V160H172ZM175 161H176V160H174V163H172V164L174 165L173 167L176 166V165H175ZM182 161H183V160H182ZM196 161H197V160H196ZM229 161H231L230 164H232V158H231V160H229ZM240 161H241V163H242V158H241ZM246 161L248 162V160H246ZM246 161H245V163H244L245 165L247 164ZM259 161H260V160H259ZM93 162H94V161H93ZM97 162H98V161H97ZM144 162H145V161H144ZM148 162H149V161H148ZM151 162H152V161H151ZM156 162H157V158H156ZM183 162H186V161H183ZM183 162H182V163H183ZM199 162H200V161H199ZM201 162H202V161H201ZM207 162L209 163V161H207ZM220 162H221V161H220ZM222 162H224V161H222ZM222 162H221V163H222ZM225 162H226V161H225ZM233 162H234V161H233ZM236 162H237V161H236ZM236 162H234V163H236ZM252 162H255V161H252ZM104 163H105V162H104ZM106 163H107V162H106ZM140 163H141V162H140ZM142 163H143V162H142ZM182 163H181V164H182ZM205 163H206V162H205ZM218 163H219V162H218ZM221 163H219L217 166H219ZM226 163H227V162H226ZM261 163H262V162H261ZM144 164H145V163H144ZM146 164H147V163H146ZM151 164H153V163H151ZM160 164H161V162H160ZM164 164L167 165L165 162H164ZM183 164H184V167H183V166H182V167H183V170H184V169H185V165H186L187 163H186V164L183 163ZM183 164H182V165H183ZM202 164H203V163H201V166H203V165L208 166V164H203V165H202ZM214 164H215V161H213V166H214ZM223 164H224V163H223ZM230 164H229L228 166L231 168V165H230ZM236 164H238V162H237ZM236 164H235V165H236ZM249 164H250V163H249ZM251 164H252V163H251ZM255 164H256V163H255ZM263 164H264V163H263ZM100 165H102V167H103L104 164H100ZM107 165H108V164H107ZM138 165H139V163H138ZM147 165H148V164H147ZM170 165H171V164H170ZM177 165H178V163H177ZM189 165H190V164H189ZM196 165H197V164H196ZM211 165H212V163L210 162V164H209L210 167H209V168L212 167ZM233 165H234V164H233ZM241 165H242V164H241ZM245 165H244V166H245ZM256 165H257V164H256ZM258 165H259V163H258ZM94 166H95V165H94ZM119 166H120V165H119ZM141 166H142V165H141ZM141 166H140V167H141ZM145 166H146V165H145ZM155 166H156V165H155ZM155 166H154V167H155ZM162 166H163V165H161V167H162ZM180 166H181V165H180V163H179V165H178L177 167L179 168ZM186 166H187V165H186ZM199 166H200V165H199V163H198V166H197V167L200 168L201 166H200V167H199ZM206 166H204V167H206ZM215 166H216V165H215ZM217 166H216V167H212V168H217ZM224 166H225V165H223V167H224ZM238 166H239V165H238ZM247 166H248V165H247ZM247 166H246V167H247ZM96 167H97V166H96ZM163 167H164V166H163ZM163 167H162V169H163ZM170 167H171V166H170ZM170 167H168V168H169L170 171H171L172 169H171ZM182 167H181V169H182ZM235 167H237V166H235ZM132 168H133V167H132ZM132 168H131V165H130L129 169H132ZM141 168H142V167H141ZM143 168H144V167H143ZM148 168H149V167H148ZM164 168H165V167H164ZM178 168H177V169H178ZM190 168H191V169H190ZM190 168L188 167V169H185L183 172L181 171L182 173H181L180 176H184V177H185V175H186V176H187V175L189 176L190 173H191V171H193V172L195 171V170H194L195 167L192 169V167L190 166ZM201 168H202V167H201ZM201 168H200V170H201ZM207 168H208V167H207ZM209 168H208V169H209ZM218 168H219V167H218ZM221 168H222V167H221ZM239 168H241V166H240ZM257 168H258V167H257ZM259 168H260V167H259ZM150 169H151V168H150ZM152 169H153V168H152ZM154 169H155V168H154ZM159 169H160V168H159ZM162 169H161V170H162ZM166 169H167V166H166ZM169 169H168V170H169ZM174 169H175V168H174ZM224 169H228V167H227V168L224 167ZM224 169H222V171H220V173L223 172ZM234 169H235V168L230 169V170H234ZM244 169H245V168H244ZM263 169H264V168H263ZM133 170H135V169L133 168ZM155 170H157V169H155ZM198 170H199V169H198ZM198 170L196 169V172L199 173ZM202 170H203V169H202ZM202 170H201V172H203ZM219 170H221V169H219ZM228 170H229V169H228ZM228 170H227V171H228ZM236 170H237V169H235V172H236ZM241 170H242V168H241ZM241 170H240V172H241ZM103 171H104V170H103ZM108 171H109V170H108ZM129 171H130V170H129ZM138 171L140 172L139 174H141V170H138ZM142 171H143V169H142ZM148 171H149V170H148ZM151 171H152V170H150V173H151ZM159 171H160V170H159ZM165 171H167V170H165ZM175 171H176V170H175ZM177 171H178V170H177ZM179 171H180V170H179ZM217 171H218V170H217ZM105 172H106V171H105ZM105 172H103V173H105ZM131 172H132V171H131ZM131 172H130V174H132ZM145 172H146V171H145ZM145 172H143V173L146 174ZM153 172H154V171H153ZM171 172H174V170H172ZM193 172H192V174H193ZM253 172H254V171H253ZM262 172H264V171L262 170V171H260L259 173L255 171L254 174L258 173V175H259V174H261ZM109 173H110V172H108V174H109ZM174 173H175V172H174ZM177 173H178V172H177ZM198 173H197L196 175H198ZM225 173H226V172H225ZM227 173H229V172H227ZM236 173H237V172H236ZM100 174H101V173H100ZM123 174H124V173H123ZM135 174H136V173H135ZM156 174H157V176H158V174H161V173L158 172V173H156ZM172 174H173V173H172ZM172 174H171V175H172ZM175 174H176V173H175ZM179 174H180V173H179ZM179 174H178V175H179ZM182 174H184V175H182ZM230 174H231V172H230ZM234 174H235V173H234ZM252 174H253V173H252ZM146 175H147V174H146ZM165 175H166V174H165ZM167 175H168V174H167ZM194 175H195V172H194V174H193L192 176H194ZM196 175H195V176H196ZM258 175H257V176H258ZM103 176H105V175H103ZM123 176H125V175H123ZM123 176H122V177H123ZM131 176H132V175H131ZM136 176H137V174H136ZM180 176H178V177H180ZM188 176H187L186 179H188ZM190 176H191V175H190ZM195 176H194V177H195ZM210 176H211V174H210ZM227 176H228V175H227ZM229 176H231V175H229ZM233 176H234V175H233ZM235 176H236V175H235ZM105 177H107V176H105ZM110 177H111V176H110ZM126 177H129V176H126ZM153 177H154V176H152V178H153ZM184 177H183V178H184ZM211 177H212V176H211ZM231 177H232V176H231ZM42 178H43V177H42ZM155 178H156V177H155ZM155 178H154V180H153V179H150V177H149V178H146V177H138V176L135 177V178H134V177H133V178L131 177V179H130V180H127V183H125V184L123 185V187H121V185H120V187L122 188V190H121V189H117V190H121V191H122V196H121L122 198H121V200H120V201H121V202H120V205L118 204V205H119V209L117 208L118 211H117L116 209H114L115 212H116V211H117V212H119V211H123L124 213L121 212L122 214L120 215L119 219L121 218L120 220H126V218L128 217L127 215H129V216L131 215V216H132V212H133V211L130 213L129 210H134V211H135V208H136L137 206H139V205L141 206V208H143V209H140V208H139V210L141 211V213H138L139 217H138V216L136 217L137 213H135V212H134L135 214H134L132 217L134 218V216H135L136 219H144V220L147 218L148 221L151 220L150 222H152V224H153V226H154V228H151V227H150L151 229L149 228L150 230H147V232H149L148 235H150L149 238H150L152 241L149 242V240H147V241H148V244L145 245V247H146V252L143 253L145 256L148 254L147 257H148V258H152V259H158V256H160V254H159V255H158V254H155V253H158V252H156L157 250H156V251L153 250V249L155 248V246L152 244V242H154V244H155V242H156L157 240H161V241H163V243H165V244H162L163 247H162V248H159V250H160V249H162V250H163V249H164V250L168 249V251H167L166 253H167V254H169L170 252L172 253V251H170V249H171L170 247L175 246V245H178V246H179V245H181L180 243L184 244L185 242L189 243V242L191 241V238H192L193 236H192V234H191V233H192V230L190 231V230L188 229L189 227L193 228V230H196V232H197V230L202 232V229L204 228V224H203V223H205V221H204L203 223H201V220L199 219L200 215H199V216H198V215L195 216V211H196L197 209H199L200 206H201V205H199V201L196 200V199L193 200L192 203H191V202H190V203L188 202V203H189L188 205H189L190 208H187V207H185V206H188V205H187V204H186V205L183 204L184 200H183V202H182V201H176V200H174L173 197H171V195H170V197H171V202H170L169 204H165L164 202H165L166 200H163L162 204L159 205V204H160V200L162 199V196H163V195H160L161 193H158V194L155 195L154 193L164 191V192H166L167 194H168V193L171 194V191H169V190H170L169 187L172 186V183H173L174 180H175V179H174L175 176H174V178H173L174 180L171 181L172 183L169 182V181H166V180L164 179L165 177H164V178H163V177H159V178H161V181H160V182H157V181H156V180L159 179V178H157V179H155ZM162 178H163V179H162ZM170 178H171V177H170ZM176 178H177V177H176ZM203 178H204V177H203ZM221 178H222V176H221ZM249 178H250V177H249ZM260 178H261V177H260ZM18 179H21V180L24 181V182H27V181L29 182V181H31V180H32V181H37V182H39L38 180H40L41 178H39V177L36 176L35 174H31V175L29 174V175H21V176L18 177ZM103 179H104V177H103ZM103 179H102V180H103ZM105 179H107V178H105ZM108 179H109V178H108ZM112 179H113V178H112ZM112 179L110 178V181H111ZM121 179H123V178H121ZM124 179H125V178H124ZM127 179H128V178H127ZM179 179H180V178H179ZM192 179H193V178H192ZM214 179H215V178H214ZM102 180H101V181H102ZM176 180H178V179H176ZM176 180H175V181H176ZM194 180H195V179H194ZM196 180H197V179H196ZM252 180H253V179H252ZM41 181H43V179H41ZM107 181H108V180H107ZM114 181H115V179H114ZM119 181H120V179H119ZM119 181H118V182H119ZM121 181H122V180H121ZM125 181H126V180H125ZM192 181H193V180H192ZM197 181H199V179H198ZM262 181H263V180H262ZM116 182H117V181H116ZM116 182H115V184H116ZM202 182H203V181H202ZM226 182H227V181H226ZM226 182H225V184H226ZM251 182H252V181H251ZM99 183H100V182H99ZM121 183H122V182H120V184H121ZM123 183H124V181H123ZM174 183H175V182H174ZM174 183H173V186H174ZM184 183H185V184H184ZM260 183H261V182H260ZM95 184H96V183H95ZM112 184H113V186L115 187V184L113 183V181H112ZM156 184H161V185H156ZM176 184H180V186L177 185V186L179 187L178 190H180V188H181V184H182V185L184 184L185 186L192 188L191 181H190V183H189L188 180L182 181V179H181L180 182L178 183V181H177ZM219 184H220V183H219ZM221 184H222V183H221ZM36 185H37V184H36ZM39 185H40V183H39ZM90 185H92V184H90ZM100 185H103V183L100 184ZM105 185H106V184H105ZM105 185H104V187H105ZM109 185H110V184H109ZM116 185H117V184H116ZM216 185H217V184H216ZM216 185H215V186H216ZM230 185H231V184H230ZM177 186H176V187H177ZM204 186H205V185H204ZM212 186H213V185H212ZM217 186H218V185H217ZM217 186H216V187H217ZM220 186H221V185H220ZM263 186H264V184H263ZM42 187H43V186H42ZM91 187H92V186H91ZM176 187L174 186L173 188H176ZM187 187H186V188H187ZM210 187H211V186H210ZM213 187H214V186H213ZM40 188H41V187H40ZM81 188H82V187H81ZM94 188H95V186H94ZM97 188H98V187H97ZM107 188H108V187H107ZM111 188H112V187H111ZM184 188H185V187H184ZM186 188H185V189H186ZM198 188H199V187H198ZM226 188H227V185H226ZM245 188H247V187H245ZM252 188H253V187H252ZM100 189H101V187H100ZM182 189H183V187L181 188V190H182ZM213 189H214V188H213ZM219 189H220V188H219ZM228 189H229V188H228ZM228 189H227V190H228ZM232 189H233V188H232ZM248 189H249V188H248ZM1 190H3V188H2ZM6 190H7V189H6ZM6 190H5V188H4V190L2 191V193H1V192H0V193H1V196H2V198H3L4 203H5L6 206H7V202H9V200H10L12 197H10V195L7 193ZM109 190H110V189H109ZM109 190H108V191H109ZM114 190H116V189L114 188ZM117 190H116V191H117ZM171 190H172V188H171ZM183 190H184V189H183ZM215 190H216V188H215ZM217 190H218V188H217ZM246 190H247V189H246ZM251 190H252V189H251ZM37 191H38V190H37ZM40 191H41V190H40ZM84 191H85V190H84ZM116 191H113V193L116 192ZM191 191H192V190H191ZM193 191H194V189H193ZM220 191H221V189H220ZM243 191H244V190H243ZM243 191H242V192H243ZM80 192H81V191H80ZM88 192H89V191H88ZM88 192H87V193H88ZM118 192H119V191H118ZM175 192H176V191H175ZM179 192H180V191H179ZM186 192L188 193V192H189V189H188ZM204 192H205V191H204ZM224 192H225V191H224ZM250 192H251V191H249V192H247V193L249 194ZM38 193H39V192H38ZM78 193H79V192H78ZM107 193H108V192H106V194H107ZM198 193H199V192H198ZM221 193H223V192H221ZM225 193H226V192H225ZM237 193H238V192H237ZM261 193H262V192H261ZM81 194H82V193H81ZM93 194H94V192L92 193V195H93ZM95 194H96V193H95ZM99 194L101 195L100 192H99ZM102 194H103V193H102ZM118 194H119V193H118ZM180 194H181V193H180ZM226 194H228V192H227ZM233 194H234V193H233ZM240 194H241V193H240ZM252 194H254V193L252 192ZM108 195H109V194H108ZM173 195H175V194H173ZM173 195H172V196H173ZM176 195H177V194H176ZM188 195H190V194H188ZM213 195H214V194H213ZM219 195H220V193H219ZM219 195H218V196H219ZM261 195H264V193L261 194ZM84 196H85V195H84ZM94 196H95V195H94ZM104 196H106V195H104ZM109 196H110V195H109ZM235 196L238 197L237 194H235ZM239 196H240V195H239ZM244 196H246V195H244ZM254 196H255V195H254ZM137 197H138V198H137ZM174 197H175V196H174ZM192 197H193V196H191L190 198H192ZM237 197H235L234 199H236ZM247 197H248V195H247ZM247 197H246V198H247ZM263 197H264V196H263ZM37 198H38V197H37ZM96 198H97V197H96ZM102 198H103V197H102ZM108 198H109V197H108ZM108 198H107V199H108ZM117 198H118V197H117ZM222 198H223V197H222ZM250 198H251V196H250V194H249V200H250ZM27 199H28V198H27ZM77 199H78V198H77ZM83 199H84V198H83ZM94 199H95V198H94ZM100 199H101V196H100ZM111 199H112V198H111ZM155 199H158L159 202H157ZM172 199H173V200H172ZM175 199H176V198H175ZM211 199H212V198H211ZM251 199H253V204H254V205L259 206V207H257V206L254 207V208L256 209V211H257V212L255 211L254 214H255V213H258V214H257V215L255 214V216H253V219H256L257 217H259L260 219L263 218V221H264V207H263L264 205H263V206H260V205H261V200L264 199V198H262V197L259 198L258 196H255V197H253V198H251ZM260 199H261V200H260ZM12 200H13V199H11V202H12ZM38 200H39V199H38ZM79 200H80V198H79ZM92 200H93V199H92ZM92 200H91V201H92ZM109 200H110V199H109ZM112 200H113V199H112ZM112 200H111V201H112ZM178 200H179V198H178ZM224 200H227V198L220 199V201H222V202H219L218 204H216V208H217V209L220 208V210H221V212H220V214L218 215L217 218H218V219H222L224 222H226V223H223V222H222V226H223V224L225 225V224H227L228 222H230L231 225L237 227V231H238V232H239V228H240V227H243V231H244V230H247V231L250 230V229H248V227H244L245 222H244L240 217H235V216L238 214V213H237L238 211L236 212L237 214L234 215V214H233V213H234L233 210H235V209L232 210L231 207L225 206L224 203H226L228 200H227V201H224ZM239 200H240V198L237 199V203H238ZM80 201H82V200H80ZM83 201H84V200H83ZM88 201H89V200H88ZM96 201H97V200H96ZM98 201H99V200H98ZM105 201H107V200L105 199ZM118 201H119V199H118ZM189 201H190V200H189ZM233 201H235V200H233ZM233 201H232V202H233ZM250 201H252V200H250ZM18 202H19V201H18ZM36 202H37V201H36ZM85 202H86V201H85ZM85 202H84V204H85ZM200 202H201V201H200ZM206 202H207V201H206ZM211 202H212V201H211ZM239 202H241V201H239ZM263 202H264V200H263ZM44 203H45V202H44ZM88 203H90V202H88ZM91 203H92V202H91ZM91 203H90V204H91ZM203 203L205 204V202H203ZM5 204H4V205H5ZM10 204H11V203H10ZM71 204H72V203H71ZM79 204H80V203H79ZM90 204H89V205H90ZM105 204H108V202H106ZM112 204H113V203H112ZM112 204H111V205H112ZM116 204H117V203H116ZM201 204H202V202H201ZM211 204H213V203H211ZM241 204H243V203H240V205H238V204H237V205H238L239 207H240V206L242 207ZM244 204H245V203H244ZM43 205H44V204H43ZM46 205H47V204H46ZM80 205H81V204H80ZM80 205H79V206H80ZM85 205H86V204H85ZM89 205H88V206H89ZM91 205H92V204H91ZM101 205H102V204H101ZM135 205H137V206L134 207ZM158 205H159V207H158ZM233 205H234V204H233ZM246 205H247V204H246ZM248 205H249V203H248ZM38 206H39V205H38ZM41 206H42V205H41ZM73 206L76 207L75 204H74ZM79 206H78V207H79ZM88 206H87V208H88ZM160 206H161V209H160ZM52 207H53V206H52ZM61 207H62V206H61ZM92 207H93V205H92ZM102 207H104V206H102ZM121 207H122V208H121ZM133 207H134V208H133ZM204 207H205V206H204ZM262 207H263V208H262ZM39 208H40V207H39ZM63 208H64V206H63ZM66 208H67V207H66ZM68 208H69V207H68ZM72 208H73V207H72ZM79 208H80V207H79ZM85 208H86V207H85ZM90 208H91V207H90ZM115 208H116V207H115ZM144 208H146V211H145ZM156 208L158 209V211H157ZM167 208H168L169 210H168ZM182 208H186V209H185V212H187L188 215L185 214V216H186V217H187V216H188V217L190 216V218H191L192 220H194V224H195L196 226L193 227V226H190L189 224H187V225H188V227H187V225H185L184 223H182V224H179V226H177L178 228L175 227V226L179 223V221H178V223L175 222V221H176V218H177L178 216H180V215H181V216H182V215L184 216V213H185V212L183 211V214H182V212H180V211H182ZM249 208H250V206H249ZM60 209H61V208H60ZM83 209H84V207H83ZM88 209H89V208H88ZM88 209H87V211H88ZM111 209H112V208H111ZM155 209H156V211H155ZM171 209H172V210H171ZM176 209H177V210H176ZM188 209H189V210H188ZM255 209H254V210H255ZM67 210H68V209H67ZM67 210H66V212L70 211V209H69L68 211H67ZM80 210H82V209L80 208ZM84 210H85V209H84ZM91 210H92V209H90V211H91ZM95 210H96L95 212L97 213V209H95ZM99 210H102V209L99 208ZM104 210L106 211V208H104ZM107 210H108V209H107ZM114 210H111V211H114ZM139 210H138V208H137V211H139ZM161 210H162V212H164V213H162ZM166 210H168V211H166ZM174 210H175V211H174ZM183 210H184V209H183ZM204 210H206V209H204ZM251 210H252V208H251ZM93 211H94V209H93ZM93 211H91L92 214H93ZM102 211H103V210H102ZM102 211H100V212H102ZM170 211H171V213H170ZM198 211H199V210H197V214H199ZM206 211H207V210H206ZM55 212H56V211H55ZM57 212H58V211H57ZM57 212H56V213H57ZM84 212H85V211H84ZM91 212H89V211H88V212H85L86 214L88 213V214L86 215V217H85V218L88 219V221H87L88 223H89L90 220H91V217L89 216V215H91V214H89V213H91ZM100 212H99V213H100ZM126 212H128V214H127ZM155 212H156V213H155ZM172 212H174V213H172ZM209 212H211V211H209ZM261 212H263V213L261 214ZM69 213H70V212H68V214H69ZM85 213H84V214H85ZM206 213H207V212H206ZM240 213H241V212H240ZM52 214H53V213H52ZM71 214H72V213H71ZM71 214H70V215H71ZM79 214H80V213H79ZM107 214L109 215V213H107ZM112 214H113V213H112ZM119 214H120V213H119ZM207 214H208V213H207ZM246 214H247V213H246ZM250 214H251V213H250ZM254 214H252V215H254ZM48 215H49V214H48ZM82 215H83V213H82ZM110 215H111V214H110ZM168 215H172V216L170 217V216H168ZM252 215L249 216V214H247V216L250 217V218H251ZM258 215H259V216H258ZM101 216H102V215H101ZM143 216H144L145 218H143ZM185 216H184V217H185ZM208 216H209V215H208ZM244 216H245V215H244ZM68 217H69V216H68ZM80 217H81V216H80ZM92 217H93V216H92ZM98 217H100V216H97L96 218H98ZM103 217H104V216H103ZM105 217H106V216H105ZM107 217H109V216H107ZM132 217H128V218H130V220H131ZM174 217H175V218H174ZM188 217H187V218H188ZM210 217H211V216H210ZM245 217H246V216H245ZM53 218H54V217H53ZM58 218H59V217H58ZM58 218H56V219L58 220ZM70 218H71V221H72V218H73V220L75 219V218L72 217V216H70ZM70 218H69V220H70ZM81 218H82V217H81ZM83 218H84V216H83ZM94 218H95V217H94ZM94 218H92V219H94ZM100 218H101V217H100ZM128 218H127V219H128ZM246 218H247V217H246ZM104 219H105V218H104ZM179 219H180V217L177 218V220H179ZM188 219H189V218H188ZM247 219H248V218H247ZM247 219H245V221H247ZM253 219H252V220H253ZM65 220H66V219H65ZM77 220H78V219H77ZM97 220H98V219H97ZM128 220H129V219H128ZM130 220H129V221H130ZM183 220H184L183 222H185V219H183ZM49 221H50V220H49ZM49 221H48V222H49ZM83 221H84V220H83ZM99 221H100V220H99ZM101 221H102V219H101ZM132 221H133V220H132ZM134 221H135V220H134ZM138 221H139V220H138ZM219 221H220V220H219ZM219 221H218V222H219ZM248 221H249V220H248ZM18 222H19V221H18ZM21 222H22V221H21ZM67 222H68V221H67ZM69 222H70V221H69ZM81 222H82V220H81ZM118 222H119V220H118ZM136 222H137V221H136ZM139 222H140V221H139ZM141 222H142V221H141ZM145 222H146V221H145ZM150 222H148V224H150ZM197 222H198V223H197ZM40 223H41V222H40ZM58 223H59V221H58ZM83 223H84V222H83ZM90 223H92V222H90ZM93 223H94V221H93ZM98 223H99V222H98ZM100 223H101V222H100ZM102 223H103V222H102ZM102 223H101V224H102ZM121 223H122V222H121ZM121 223H120V224H121ZM132 223H133V222H132ZM134 223H135V222H134ZM247 223H248V222H247ZM262 223H263V222H262ZM17 224H18V223H17ZM41 224H42V223H41ZM55 224H56V223H55ZM64 224H65V223H64ZM68 224H69V223H68ZM68 224H67V225H68ZM80 224H82V223H80ZM127 224H128V222H127ZM130 224H131V223H130ZM138 224H140V223H138ZM142 224H143V223H141V226H142ZM145 224H146V223H145ZM152 224H150V226H152ZM160 224L162 225L163 230H162V229H161V230H160V229H155V228L158 227V225L160 226ZM194 224H193V225H194ZM22 225H23V224H22ZM37 225H38V224H37ZM37 225H36V226H37ZM39 225H40V224H39ZM39 225H38V226H39ZM43 225H44V224H43ZM57 225H58V224H57ZM67 225H66L65 227H67ZM85 225H86V224H85ZM87 225H89V224H87ZM97 225H98V224H97ZM241 225H242V226H241ZM54 226H55V225H54ZM72 226H73V225H72ZM77 226H78V225H77ZM92 226H94V225H91V227H92ZM99 226H101V225H99ZM127 226H129V225H127ZM135 226H136V225H135ZM144 226H145V225H144ZM155 226H157V227H155ZM253 226H254V225H253ZM33 227H34V226H33ZM41 227H42V226H41ZM52 227H53V226H52ZM58 227H59V226H58ZM69 227H70V225H69ZM80 227H81V226H80ZM91 227H90V228H91ZM129 227H130V226H129ZM132 227H133V226H132ZM136 227H137V226H136ZM136 227H134V229H135ZM139 227H140V225H139ZM142 227H143V226H142ZM145 227H146V226H145ZM162 227H161V228H162ZM225 227H226V226H225ZM254 227H255V226H254ZM25 228H26V227H25ZM27 228H28V227H27ZM27 228H26V229H27ZM38 228H40V227H38ZM43 228H44V227H43ZM43 228H41L40 231H43V230H42ZM50 228H51V227H50ZM74 228H76V227L74 226ZM74 228H72L71 230L75 232V229H74ZM82 228H83V226H82ZM95 228H96V231H94V232H97L98 229H97V227H95ZM98 228H99V227H98ZM103 228H104V225H103ZM36 229H37V228H36ZM36 229H35V231H36ZM57 229H58V228H57ZM57 229H56L55 231H57ZM67 229H68V228H67ZM80 229H81V228H80ZM106 229H107V228H106ZM126 229H127V228H126ZM132 229H133V228H132ZM137 229H138V228H137ZM137 229H136V230H137ZM141 229H142V228H141ZM141 229H138V230H140V233L143 231V230L141 231ZM241 229H242V228H241ZM31 230H32V229H31ZM60 230H61V229H60ZM71 230H70V231H71ZM88 230H89V228H88ZM88 230H86V231H88ZM103 230H104V229H103ZM117 230H119V229H117ZM120 230H122V229H120ZM128 230H129V229H128ZM214 230H215V229H214ZM256 230H257V229H256ZM37 231H38V230H37ZM76 231L78 232L79 229L76 230ZM83 231H85V230L83 229ZM86 231H85V232H86ZM92 231H93V229L91 228V230H89L88 233H90V232H92ZM110 231H111V230H110ZM258 231H259V230H258ZM263 231H264V230H263ZM263 231H262V232H263ZM26 232H27V231H26ZM28 232H29V231H28ZM43 232H44V231H43ZM48 232H49V231H48ZM59 232H60V231H59ZM61 232H62V230H61ZM94 232H93V233H94ZM100 232H101V231H100ZM100 232H97V233H100ZM104 232H105V231H104ZM108 232H109V231H108ZM112 232H113V231H112ZM137 232H138V231H137ZM144 232H145V231H144ZM147 232H146V233H147ZM190 232H191V233H190ZM213 232H214V231H213ZM234 232H236V231H234ZM238 232H237V233H238ZM255 232H256V231H255ZM32 233H34V231H33ZM39 233H40V232H39ZM41 233H42V232H41ZM46 233H47V232H46ZM55 233H56V232H55ZM78 233H79V232H78ZM78 233H77V234H78ZM81 233H82V229H81ZM129 233H130V232H129ZM140 233H138V234H140ZM241 233H242V232H241ZM250 233L253 234L252 232H250ZM260 233H261V232H260ZM8 234H9V232H8ZM24 234H25V233H24ZM35 234H36V233H35ZM37 234H38V233H37ZM53 234H54V232H53ZM58 234H59V233H58ZM73 234H74V233H73ZM77 234H76V236H77ZM103 234H104V233H103ZM130 234H132V233H130ZM134 234H135V233H134ZM143 234H144V233H143ZM258 234H259V233H258ZM29 235H30V234H29ZM48 235H49V233H48ZM59 235H60V234H59ZM61 235H62V234H61ZM80 235H81V234H80ZM82 235H83V234H82ZM87 235H88V234H87ZM90 235H91V234H90ZM132 235H133V234H132ZM132 235H131L130 237L133 238ZM148 235H145V236H148ZM188 235H191V237L188 236ZM202 235H203V234H202ZM23 236H24V235H23ZM31 236H32V235H31ZM41 236H44V234H43V235L41 234ZM45 236H46V235H45ZM93 236H94V235H93ZM100 236H101V235H100ZM122 236H123V235H122ZM139 236H140V235H139ZM141 236H142V235H141ZM35 237H36V236H35ZM38 237H40L39 234H38ZM77 237H79V235H78ZM77 237H76V238H77ZM87 237H88V236H86V238H87ZM90 237H92V236H89V238H90ZM101 237H102V236H101ZM123 237L125 238V236H123ZM126 237H127V235H126ZM135 237H136V236H135ZM143 237H144V235H143ZM251 237H252V236H251ZM259 237H260V238L257 239V240H253V239H252V241H249L248 243H246V245L244 244V245H245V248H246V251H245V252H246L247 256H250V258L253 256V258H251V260H249V262L251 261V263H249V264H252V259H253V264H264V233H262V235L259 236ZM59 238H60V236H59ZM64 238H65V237H64ZM64 238H63V239H64ZM83 238H84V236L81 237V240H84ZM89 238H88V239H89ZM97 238H98V236H97ZM108 238H109V237H108ZM108 238H107V239H108ZM115 238H116V237H115ZM124 238H123V239H124ZM221 238H222V237H221ZM29 239H30V238H29ZM31 239H32V238H31ZM42 239H43V238H42ZM44 239H45V238H44ZM48 239H50V237H49ZM60 239H61V238H60ZM60 239H58V240H60ZM78 239H80V237L77 238L76 240L72 241V244H73V245H76V244L79 245V244H81V243H80L81 240H80V242H79ZM94 239L97 240L96 237H95ZM94 239L92 238V242H93ZM102 239H104V238H102ZM105 239H106V238H105ZM105 239H104V240H105ZM141 239H142V238H141ZM145 239H146V238H145ZM33 240H34V238H33ZM40 240H41V239H40ZM45 240H47V239H45ZM55 240H57V239H56V238H52V241H55ZM99 240H100V239H98V241H99ZM108 240H109V239H108ZM38 241H39V239H38ZM43 241H44V240H43ZM48 241H49V240H48ZM84 241H85V240H84ZM84 241H82V243H84ZM86 241H87V239H86ZM89 241H91V240H89ZM98 241H96V243H98ZM112 241H113V240H112ZM128 241H129V240H128ZM128 241H126V243H127ZM198 241H199V240H198ZM44 242H45V241H44ZM56 242H57V241H56ZM58 242H59V241H58ZM121 242H122V241H121ZM141 242H142V246H143L144 243H143V241H141ZM195 242H196V241H194V243H195ZM237 242H238V241H237ZM239 242H240V241H239ZM54 243H55V242H54ZM54 243H51V244H54ZM61 243H62V242H61ZM66 243H67V242H66ZM101 243H102V242H101ZM101 243H100V244H101ZM105 243H107V242H105ZM134 243H135V242H134ZM137 243H138V242H137ZM145 243H146V242H145ZM204 243H205V242H204ZM23 244H25V243H23ZM23 244H22V246H24ZM32 244H33V243H32ZM44 244H46V243H44ZM55 244H56V243H55ZM90 244H91V243H90ZM90 244H89V245H90ZM118 244H119V243H118ZM139 244H141V243H138V245H139ZM190 244H191V243H190ZM242 244H243V243H242ZM18 245H19V244H18ZM41 245H42V244H41ZM41 245H40V246H41ZM56 245H57V244H56ZM73 245H70V247H67V246L64 247V246H63V247H61V249H60V248L58 249V250H59L58 252H56L57 250L55 251V249H54V253H52V254H58L59 257H60V256H61L60 254L66 252V251H69L70 249H71L70 251H72V252H70V253L75 254L76 250L72 248ZM81 245H82V244H81ZM86 245H87V243H86ZM94 245H95V244H94ZM94 245H92V246H94ZM127 245H128V243H127ZM131 245H132V244H131ZM136 245H137V244H136ZM147 245H149V246H147ZM157 245H158V244H157ZM160 245H161V244H160ZM26 246H28V245L26 244ZM26 246H25V247H26ZM35 246H36V244H35ZM45 246H46V245H45ZM49 246H50V242H49V245H48V249H49ZM51 246H53V245H51ZM79 246H80V245H79ZM97 246H99V245L97 244ZM118 246H119V245H118ZM123 246H124V245H123ZM125 246H126V244H125ZM140 246H141V245H139V247H140ZM228 246H229V245H228ZM30 247H31V246H30ZM46 247H47V246H46ZM77 247H78V246H77ZM82 247H83V245H82ZM128 247H129V246H128ZM133 247H134V246H133ZM143 247H144V246H143ZM157 247H158V246H157ZM200 247H201V246H200ZM206 247H207V246H206ZM22 248H23V247H22ZM26 248L28 249L29 247H26ZM32 248H33V247H32ZM42 248H43V247H42ZM51 248H52V247H50V249H51ZM56 248H57V247H56ZM80 248H81V247H80ZM80 248H79V249H80ZM83 248H85V247H83ZM83 248H81L82 250L79 251L80 254H82V253L86 254V253L88 252V253H90V255H91V252L86 251V248H87V247H86L84 250H83ZM91 248H92V247H91ZM97 248H98V247H97ZM97 248H96V249H97ZM116 248H117V247H116ZM131 248H132V247H131ZM152 248H153V249H152ZM230 248H231V247H230ZM241 248H242V247H241ZM27 249H26V251H27ZM43 249L45 250V248H43ZM50 249H49V250H50ZM79 249L77 248V250H79ZM87 249H88V248H87ZM92 249H93V248H92ZM92 249H91V250H92ZM112 249H113V248H112ZM136 249H137V248H136ZM144 249H145V248H144ZM151 249H152L153 251H152ZM156 249H157V248H156ZM226 249H227V248H226ZM20 250H21V247H20ZM22 250H23V249H22ZM28 250H29V249H28ZM33 250H34V249H33ZM36 250L39 251L38 248H36ZM44 250H43V253L45 252ZM49 250H47V252H48ZM51 250L53 251V249H51ZM94 250H95V247H94ZM109 250H110V249H109ZM133 250H135V249H133ZM138 250H140V249H138ZM138 250H135V251L138 252ZM162 250H160V251L162 252ZM164 250H163V251H164ZM186 250H187V249H186ZM218 250H219V249H218ZM223 250H224V249H223ZM243 250H244V249H243ZM243 250H242V251H243ZM24 251H25V250H24ZM135 251H133V253H132V252H129V254L132 253V254L135 255V253H136ZM140 251H141V250H140ZM142 251H144V250H142ZM169 251H170V252H169ZM201 251H202V250H201ZM16 252H17V250H16ZM22 252H23V251H22ZM30 252H31V251H30ZM35 252H36V251H35ZM40 252H42L41 249H40ZM55 252H56V253H55ZM99 252H100V255H103V254H104V252H103V251L101 252V250H100ZM106 252H107V251H106ZM109 252H110V251H109ZM111 252H112V251H111ZM111 252H110V253H111ZM161 252H160V253H161ZM247 252H248V253H247ZM12 253H13V252H12ZM19 253H21V252H19ZM25 253H26V252H25ZM33 253H34V252H33ZM33 253H32V254H33ZM36 253L39 254V252H36ZM76 253H77V252H76ZM97 253H98V252H97ZM164 253H165V252H164ZM166 253H165V254H166ZM182 253H183V252H182ZM187 253H188V252H187ZM243 253H244V252H243ZM17 254H18V253H17ZM22 254H23V253H22ZM40 254H42V253H40ZM45 254H47V253H44V255H45ZM64 254H65V253H64ZM84 254H82V257H83V258L85 257ZM129 254H128V255H129ZM222 254H223V253H222ZM10 255H11V254H10ZM25 255H26V254H25ZM47 255H48V254H47ZM47 255H46V256H47ZM69 255H70V254H69ZM83 255H84V256H83ZM88 255H89V254H88ZM88 255H86V257H87ZM94 255H95V254H94ZM114 255H115V253H113L111 256H114ZM138 255H139V254H138ZM163 255H164V254H163ZM171 255H172V254H171ZM19 256H20V255H19ZM26 256H27V255H26ZM32 256H33V255H32ZM48 256L51 257V253H50V255H48ZM55 256L58 257L57 255H55ZM78 256H79V255H78ZM96 256H98V255H96ZM108 256H109V258H110V255L108 254V255L106 256V257H107L106 259H108ZM116 256H117V255H116ZM142 256H143V255H142ZM173 256H174V255H173ZM247 256H246V257H247ZM12 257H13V256H12ZM14 257H15V256H14ZM14 257H13V258H14ZM21 257H22V256H21ZM29 257H30V256H29ZM35 257H36V255H35ZM40 257H42V256H40ZM40 257H39V258H40ZM62 257H63V255H62ZM73 257H74V255L72 256V258H73ZM98 257H99V256H98ZM136 257H137V256H136ZM160 257H161V256H160ZM246 257H245V258H246ZM5 258H6V257H5ZM8 258H9V257H8ZM13 258H12V259H13ZM33 258H34V257H33ZM37 258H38V257H37ZM45 258H46V257H45ZM47 258H49V257H47ZM88 258H89V256H88ZM93 258H94V257H93ZM99 258H100V257H99ZM101 258H102V257H101ZM113 258H114V257H113ZM116 258H117V257H116ZM122 258H123V257H122ZM133 258H134V257H133ZM141 258H142V257H141ZM168 258H171V256L168 257ZM1 259H2V260H0V264H5V263H7V262L9 261V260H8V261L6 260V261H7V262H6L5 260H3V258H1ZM17 259H18V258H17ZM30 259H31V257H30ZM30 259H28V260H30ZM35 259H36V258H35ZM73 259H74V258H73ZM73 259H72V260H73ZM80 259H81V258H80ZM90 259H91V258H90ZM96 259H97V258H96ZM110 259H111V258H110ZM161 259H162V258H161ZM178 259H179V257H178ZM246 259H247V258H246ZM13 260H14V259H13ZM25 260H26L25 258H21L19 262H22V263H23ZM36 260H37V259H36ZM40 260H41V259H40ZM51 260H52V259H51ZM58 260H59V259H58ZM69 260H70V257H69ZM69 260H67V261L69 262ZM74 260H75V259H74ZM74 260H73V262H75ZM85 260H86V258H85ZM85 260L83 259V261H85ZM97 260H98V259H97ZM99 260H100V259H99ZM113 260H114V259H113ZM116 260H117V259H116ZM243 260H244V259H243ZM247 260H248V259H247ZM26 261H27V260H26ZM41 261H42V260H41ZM41 261H40V264H41ZM44 261H47V260H44ZM59 261H60V260H59ZM77 261H78V260H77ZM80 261H82V260H80ZM92 261H93V260H92ZM102 261L105 262V260H102ZM171 261H172V260H171ZM11 262H12V264H13V261H11ZM37 262H38V260H37ZM53 262H54V260H53ZM57 262H58V261H57ZM71 262H72V261H71ZM88 262H89V261H88ZM96 262H97V261H96ZM109 262H110V261H109ZM109 262H108V263H109ZM156 262H157V261H156ZM239 262H240V261H239ZM9 263H10V262H9ZM25 263H26V262H25ZM25 263H24V264H25ZM43 263H44V262H43ZM46 263H48V261H47ZM76 263H77V262H76ZM83 263H84V262H83ZM108 263H106V264H108ZM112 263L114 264V261H111L110 264H112ZM119 263H120V262H119ZM242 263H243V262H242ZM247 263H248V262H247ZM247 263H246V264H247ZM20 264H21V263H20ZM29 264H30V263H29ZM51 264H52V263H51ZM61 264H63V260H62V263H61ZM67 264H68V263H67ZM117 264H118V263H117ZM149 264H150V263H149ZM151 264H153V263L151 262ZM157 264H158V263H157ZM185 264H186V263H185ZM244 264H245V263H244Z\"/></svg>",
	"mask_w": 264,
	"mask_h": 264
}]
</instances>
